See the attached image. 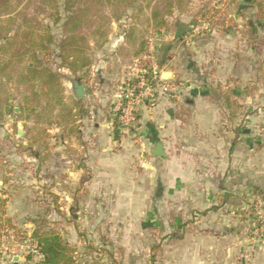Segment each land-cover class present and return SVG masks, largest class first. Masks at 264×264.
Segmentation results:
<instances>
[{
    "label": "rangeland",
    "instance_id": "374dc122",
    "mask_svg": "<svg viewBox=\"0 0 264 264\" xmlns=\"http://www.w3.org/2000/svg\"><path fill=\"white\" fill-rule=\"evenodd\" d=\"M20 2L25 7L21 5L19 11L29 6L26 0ZM263 2L137 0L127 9L105 8L108 19L102 22H107L104 26L106 37L102 38L99 33L94 35L93 30L85 33L92 66L78 73L68 70L59 57L58 44L67 35L63 23L68 13L61 7L63 20L58 24L46 15H40L39 20L50 28L56 41L45 65L57 76L58 83L49 88L38 80H30L23 71L24 64L8 69L6 73L0 72V179L5 184L14 182L6 194H0L14 195L21 186L29 189L8 205L11 217L7 216L6 208L9 199L0 196V200H5V214L0 224V264H41L26 248L36 245L31 235L39 228L58 232L75 249L77 264H179L180 260H185L180 252L185 251V237L190 231L187 226L192 219L186 218L184 206L173 205L168 180H159V169L154 167L153 170L148 161L146 165L150 167L145 168L143 182L136 177L131 188L118 184L123 190L114 188V183L109 182L103 191L99 186V191L90 192L85 185L88 175L65 190L61 181L69 177L57 174L56 160L50 162L49 174L41 178L34 171L37 162L22 158L26 155L34 158L41 153L44 144L50 146L51 156L52 151H57L63 144L65 152L77 159V153L74 155V148L70 146L71 128L65 133L57 129L63 121L60 116H65L80 100L73 82L85 84L91 93L100 90L104 87L100 81L104 82L105 69L92 70V67H98L101 61L108 59L110 43L119 37L131 43H156L160 57L162 45L172 43L180 26H187L188 31L173 44L174 55L190 75L187 79L190 85L200 87L205 94L213 93L212 101L221 107H226L224 93L235 92L230 102L234 103L237 123L241 127L244 125L246 133L252 132L255 160L251 169L259 176L256 178L259 189L257 200L247 204L243 215L250 219L253 233L259 226L254 211L256 202L264 209V180L261 179L264 175V21L260 22L258 17V5ZM16 4L17 0H12L13 7ZM28 10L29 13L40 11L38 1L30 4ZM154 12L160 14L156 21ZM18 18L17 23L22 20ZM7 19L0 20V31L6 29L5 36L11 37L12 28H8ZM161 20L167 26L160 29ZM3 60L7 57L0 55V61ZM128 68L129 63L117 64L116 79L121 72L125 75ZM116 79L110 80L109 86L105 87L106 93L111 94L118 86L121 79ZM94 101H88L92 104L84 108V116H88ZM66 133L70 134L69 142L64 144ZM22 173L26 174L23 183L15 184ZM23 195H27L28 201Z\"/></svg>",
    "mask_w": 264,
    "mask_h": 264
},
{
    "label": "crops",
    "instance_id": "0c3cea01",
    "mask_svg": "<svg viewBox=\"0 0 264 264\" xmlns=\"http://www.w3.org/2000/svg\"><path fill=\"white\" fill-rule=\"evenodd\" d=\"M139 46L140 43L119 37L110 43L108 59L101 61L98 67H92V70L105 69L104 82L100 81L104 87L94 93L85 88L82 104L86 109L90 104L88 101L95 99L92 106L96 114L94 120L81 117L77 122L78 135L74 133L70 138L77 159L65 152L63 144L57 151H52L45 164L38 163V155L22 158L37 162L34 171L41 178L49 174L50 162L56 160L57 174L69 177L61 181L65 190L88 175L85 185L90 192L99 191L101 186L103 191L109 182L120 190H123L118 186L121 183L131 188L134 178L140 177L142 181L145 168L153 165V170L154 167L159 169V180H168L173 205L184 206L186 218L192 219L187 226L190 231L186 233L185 251L180 252L185 260H180L179 264H264V248L253 240L250 219L243 215L247 204L257 200L259 189L256 179L259 176L251 169L255 160L252 132L246 133L244 125L241 127L237 123L234 106L221 107L200 87L190 85L187 80L190 75L178 62L173 46L162 76L183 81L181 95L174 102L161 100L154 108L143 110L136 127L126 130L116 124L111 94L106 93L105 87L109 86L110 80L116 79L117 64L129 63V68L133 65L138 58L135 54ZM123 75L121 72L116 80H122ZM231 92L232 96L236 95ZM66 135H63L64 144L69 142V134ZM157 143L163 145L166 158L152 157L151 151ZM147 161L149 165H146ZM56 169L51 171L56 172ZM20 176L19 181L15 180L17 185L23 183L26 174ZM261 176L264 180V175ZM10 184L0 179V193L6 194ZM23 192H29V189L21 186L14 195L0 194L9 199L8 217H11L8 205ZM23 197L28 201L27 195Z\"/></svg>",
    "mask_w": 264,
    "mask_h": 264
},
{
    "label": "trees",
    "instance_id": "16d2710c",
    "mask_svg": "<svg viewBox=\"0 0 264 264\" xmlns=\"http://www.w3.org/2000/svg\"><path fill=\"white\" fill-rule=\"evenodd\" d=\"M20 1L17 0L16 7H13L12 0H0V20L7 17V26L12 28L11 37L5 36L6 29L0 31V39L3 43L0 45V55L7 57V60L0 61V72L6 73L8 69L24 64L23 71L30 80H38L49 88L59 81L57 76L45 65V60L50 56L51 48L56 41L50 28L44 24V21L39 20L40 15H46L47 18L58 24L63 20L61 7L64 12L68 13L63 23V31L67 35L58 44L59 57L68 70L78 73L92 66V61L87 55L90 46L85 33L93 30L94 35L99 33L102 38L106 37L104 26L107 22L103 23L102 21L107 20L108 17L105 15L104 9L109 7L127 9L133 7L137 2V0H26L29 6L19 11L18 8L24 6ZM34 1H38L40 11L29 13L28 8ZM179 1L181 3L183 0ZM158 15L160 14L154 12V21L157 20ZM18 17L22 19L19 23H17ZM258 17L260 22L264 21V2L258 5ZM166 26V22L162 20L158 25L160 29ZM146 46L147 42L140 43L135 56L143 55ZM224 94L227 108H232L234 106V103L230 102L232 92ZM208 96L211 99L214 98L211 92L208 93ZM83 110L82 100H79L75 108L69 109L65 116H60L63 121L57 129L69 132L71 128V135L74 133L78 135L77 122L84 116ZM49 148L50 146L46 144H44V148H41V153L38 154L39 163L45 164L49 160ZM4 203L5 200L1 199L0 224L2 215L5 214ZM31 239L37 242L42 257L41 264H77L75 249L66 243L58 232L46 231L41 228L35 229ZM85 264L98 263L88 262Z\"/></svg>",
    "mask_w": 264,
    "mask_h": 264
},
{
    "label": "built area",
    "instance_id": "2783aa9c",
    "mask_svg": "<svg viewBox=\"0 0 264 264\" xmlns=\"http://www.w3.org/2000/svg\"><path fill=\"white\" fill-rule=\"evenodd\" d=\"M158 52L156 43H148L146 52L136 58L124 78L112 90V113L117 125L122 129L136 127L143 110L154 108L161 100L176 101L184 89L183 83L162 76L163 69ZM95 114V107L90 106L89 118L94 120ZM254 211L259 226L253 232V240L264 248V209L256 202ZM35 244L26 248L41 262L42 257L37 243Z\"/></svg>",
    "mask_w": 264,
    "mask_h": 264
},
{
    "label": "water",
    "instance_id": "95a60500",
    "mask_svg": "<svg viewBox=\"0 0 264 264\" xmlns=\"http://www.w3.org/2000/svg\"><path fill=\"white\" fill-rule=\"evenodd\" d=\"M187 31H188L187 26L178 27L175 34H174L172 43L162 45L161 56H160V66L162 69L164 68V66L167 62V59H168V56H169V53H170V50H171L173 44L175 42L179 41L182 37H184V35L187 33ZM73 87H74L76 97L80 100L84 99L85 95H86L85 94V84L80 83L79 81H74ZM151 155L153 158H158V159L166 158V154L164 153V150H163V145L161 143H157L155 145V147L153 148V150L151 151Z\"/></svg>",
    "mask_w": 264,
    "mask_h": 264
}]
</instances>
